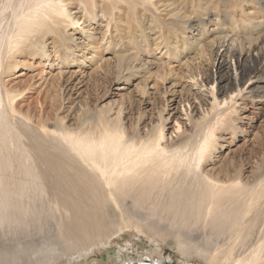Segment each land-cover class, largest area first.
Listing matches in <instances>:
<instances>
[{
	"label": "bare ground",
	"instance_id": "1",
	"mask_svg": "<svg viewBox=\"0 0 264 264\" xmlns=\"http://www.w3.org/2000/svg\"><path fill=\"white\" fill-rule=\"evenodd\" d=\"M47 40L63 63L139 75V98L34 119L4 75ZM178 79L170 135L164 97L140 127L147 82ZM245 95L264 103V0H0V264H264V145L248 174L206 168Z\"/></svg>",
	"mask_w": 264,
	"mask_h": 264
},
{
	"label": "rangeland",
	"instance_id": "2",
	"mask_svg": "<svg viewBox=\"0 0 264 264\" xmlns=\"http://www.w3.org/2000/svg\"><path fill=\"white\" fill-rule=\"evenodd\" d=\"M94 26L97 30L94 33H99L98 24L95 23ZM49 41H46L47 55L43 54L41 57L36 54L28 56L25 52L24 55L17 57L19 61L23 62L17 64L12 70H8L4 75V80H7L8 85L22 91L16 100L17 105L30 115H35L34 119L39 116L45 117L44 119H50L48 124L52 126L56 117H64L63 122L70 125L75 122V116L82 107L92 106L94 103L101 106V104L109 102L113 103V109H115L120 100L123 101L124 105H127L129 96H132L136 101L139 98L137 93L133 92L135 84L141 79L139 75L131 78L130 82L122 80L117 82L115 79L108 77L109 74L104 71H96L95 65L87 60L83 63L80 60L63 63L61 59L56 58L53 54ZM150 54L152 53L143 58V62L151 64L149 68L152 71L155 70L156 64L152 63L155 60ZM155 55L156 57L159 56V54ZM171 67L173 73L183 74V68L177 61H174ZM172 82L170 78L164 83V87L169 86ZM176 82L173 83L174 86L169 87L168 92L164 93L165 89L161 85L154 87L151 80L147 82L148 94L144 98H147L148 104L141 106L143 108L146 106V111L140 122V127L147 124L149 119H155L157 109L161 106V98L164 97L166 99L164 116H168V120L165 122L164 134L167 137L170 135L171 126L174 124L173 117H177L175 111L176 100L179 96H187V88L181 89L184 85V79H178ZM201 89H204V87ZM247 91L248 89H245L244 93L246 94ZM56 94H60V98ZM207 95L211 97L210 94ZM248 96L238 101V109L234 120L236 129L234 131L227 129L218 132L220 137L217 139V149L212 155V159L206 164V168L216 170L223 167V164L237 163L242 158L244 164H246L249 160V154L254 155V151L259 150L264 145V103L257 105L253 102L251 104ZM152 105H155L156 108H153ZM179 109H181V106H179ZM251 111L255 112V115H252ZM249 117L253 118L249 120ZM179 120L185 121L189 125L184 115H181ZM244 166L247 168L248 164ZM248 171H250V168H247L245 174H248ZM143 240L146 243L148 242L145 238ZM164 251L169 253L171 249L166 246Z\"/></svg>",
	"mask_w": 264,
	"mask_h": 264
},
{
	"label": "snow or ice",
	"instance_id": "3",
	"mask_svg": "<svg viewBox=\"0 0 264 264\" xmlns=\"http://www.w3.org/2000/svg\"><path fill=\"white\" fill-rule=\"evenodd\" d=\"M198 154H199L201 157L203 156V154H204V146H203V145H201ZM194 162H195V161H194Z\"/></svg>",
	"mask_w": 264,
	"mask_h": 264
},
{
	"label": "water",
	"instance_id": "4",
	"mask_svg": "<svg viewBox=\"0 0 264 264\" xmlns=\"http://www.w3.org/2000/svg\"><path fill=\"white\" fill-rule=\"evenodd\" d=\"M129 264H137L136 262H132V263H129ZM160 264H172V263H170V262H168V261H163L162 263H160Z\"/></svg>",
	"mask_w": 264,
	"mask_h": 264
}]
</instances>
